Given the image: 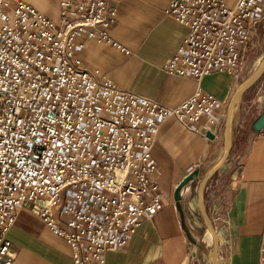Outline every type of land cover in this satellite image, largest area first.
Returning a JSON list of instances; mask_svg holds the SVG:
<instances>
[{"label":"built area","instance_id":"1","mask_svg":"<svg viewBox=\"0 0 264 264\" xmlns=\"http://www.w3.org/2000/svg\"><path fill=\"white\" fill-rule=\"evenodd\" d=\"M119 1L60 0L54 20L24 0H0V264H19L9 231L23 208L69 243L74 264H106L162 204L153 159L162 125L176 118L220 133L213 95L199 90L166 107L85 65L87 41H113ZM258 2L171 0L189 34L166 72L238 73Z\"/></svg>","mask_w":264,"mask_h":264},{"label":"crops","instance_id":"2","mask_svg":"<svg viewBox=\"0 0 264 264\" xmlns=\"http://www.w3.org/2000/svg\"><path fill=\"white\" fill-rule=\"evenodd\" d=\"M24 1L51 19L60 17V0ZM170 3L120 0L111 32L113 41L89 40L79 55L90 70H98L120 87L162 106L181 105L199 90L213 95L220 102L215 114L221 130L209 137L211 132L203 135L176 118L162 125L153 148L157 165L154 179L162 204L141 224L129 248L107 254L106 264H196L197 258H191L185 207L183 200H177L176 191L195 170L203 172L199 189L206 173L221 161L231 101L264 59V0H259V23L251 32L238 73H213L202 80L169 74L165 65L189 34V28L169 12ZM263 112L264 74L240 99L230 156L205 189L207 210L220 236V264H260L264 243V130L257 132L254 124ZM204 122L203 118L198 121L200 125ZM9 237L19 264H74L69 243L27 208L21 209Z\"/></svg>","mask_w":264,"mask_h":264},{"label":"water","instance_id":"3","mask_svg":"<svg viewBox=\"0 0 264 264\" xmlns=\"http://www.w3.org/2000/svg\"><path fill=\"white\" fill-rule=\"evenodd\" d=\"M263 74H264V59L260 64V66L258 67V69L255 71V73L249 79V81L234 95L230 107L228 109L226 122H225V151L223 157L221 161L211 171L206 173L198 189V202L202 209L205 222L208 228L212 230L215 236L214 249L209 255L212 264H217V258L219 255V248H220V238H219V233L216 230L210 218V215L207 210L206 202L204 199L206 185L207 182L225 165L226 161L230 156V152L233 145V120L240 99L251 87H253L258 82V80L262 77ZM254 128L257 132H261L262 130H264V112L255 122ZM208 136L213 137L212 133H208ZM200 172H201L200 170H195L193 173H191L188 177H186L182 181V183L179 185L176 191V198L178 201L183 200L184 189L199 178Z\"/></svg>","mask_w":264,"mask_h":264},{"label":"rangeland","instance_id":"4","mask_svg":"<svg viewBox=\"0 0 264 264\" xmlns=\"http://www.w3.org/2000/svg\"><path fill=\"white\" fill-rule=\"evenodd\" d=\"M202 176L203 172L201 171L199 178L188 185L190 187L188 190L186 187L183 191L184 215L189 225L188 232L191 237V250L193 253L192 256H194L191 258H197L195 260L196 264H212L209 255L213 251L214 245L206 237L208 226L198 202V183L201 181Z\"/></svg>","mask_w":264,"mask_h":264},{"label":"bare ground","instance_id":"5","mask_svg":"<svg viewBox=\"0 0 264 264\" xmlns=\"http://www.w3.org/2000/svg\"><path fill=\"white\" fill-rule=\"evenodd\" d=\"M185 193H186V191H185ZM206 237L210 241V243L215 245V236H214V233L212 232V230L210 228L207 229ZM218 258H219V256H218ZM218 258H217V264H220L221 260H220V258L219 259Z\"/></svg>","mask_w":264,"mask_h":264}]
</instances>
